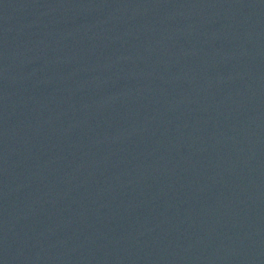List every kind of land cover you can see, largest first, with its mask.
Instances as JSON below:
<instances>
[{
    "label": "water",
    "instance_id": "obj_1",
    "mask_svg": "<svg viewBox=\"0 0 264 264\" xmlns=\"http://www.w3.org/2000/svg\"><path fill=\"white\" fill-rule=\"evenodd\" d=\"M0 264H264V0H0Z\"/></svg>",
    "mask_w": 264,
    "mask_h": 264
}]
</instances>
